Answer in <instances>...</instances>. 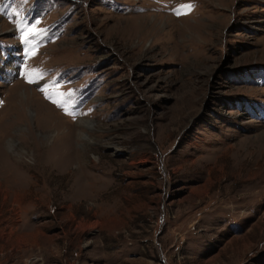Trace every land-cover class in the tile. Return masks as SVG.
Listing matches in <instances>:
<instances>
[{
    "label": "rangeland",
    "instance_id": "1",
    "mask_svg": "<svg viewBox=\"0 0 264 264\" xmlns=\"http://www.w3.org/2000/svg\"><path fill=\"white\" fill-rule=\"evenodd\" d=\"M0 264H264V0H0Z\"/></svg>",
    "mask_w": 264,
    "mask_h": 264
},
{
    "label": "snow or ice",
    "instance_id": "2",
    "mask_svg": "<svg viewBox=\"0 0 264 264\" xmlns=\"http://www.w3.org/2000/svg\"><path fill=\"white\" fill-rule=\"evenodd\" d=\"M182 7H190V6H182ZM29 82L31 83V82H33L32 80H29ZM44 89H42V91H43Z\"/></svg>",
    "mask_w": 264,
    "mask_h": 264
},
{
    "label": "crops",
    "instance_id": "3",
    "mask_svg": "<svg viewBox=\"0 0 264 264\" xmlns=\"http://www.w3.org/2000/svg\"><path fill=\"white\" fill-rule=\"evenodd\" d=\"M1 56H2V53H1Z\"/></svg>",
    "mask_w": 264,
    "mask_h": 264
}]
</instances>
